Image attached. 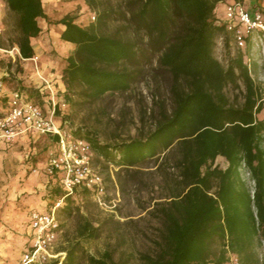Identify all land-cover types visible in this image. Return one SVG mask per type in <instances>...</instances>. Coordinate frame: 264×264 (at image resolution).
Segmentation results:
<instances>
[{
	"label": "trees",
	"instance_id": "1",
	"mask_svg": "<svg viewBox=\"0 0 264 264\" xmlns=\"http://www.w3.org/2000/svg\"><path fill=\"white\" fill-rule=\"evenodd\" d=\"M3 1L17 19L13 43L22 58H33L32 39L43 31L40 19L47 18L44 0ZM114 1L136 39L100 33L96 23L84 27L72 14L56 23L64 27L61 39L75 46L64 68L69 90L76 82L86 86L92 97L128 90L134 79L130 65L142 49L137 37L158 52V65L171 77V108L161 110L146 136L111 146L100 145L88 134L85 138L79 132L73 134L107 157L119 156L117 163L124 168L152 159L162 158V166L172 161L176 174L164 171L168 194L152 210L160 221L155 248L141 254L142 263L225 264L229 252L238 255L240 264L258 262L256 247L264 244V119L258 115L264 100L243 53L228 66L214 54L217 36L231 34L225 24L217 23V8L225 0ZM87 2L94 6L93 0ZM109 13L107 9L100 12L97 23H104ZM240 82L243 101L233 103L226 89L242 88ZM69 95L67 102L72 101ZM7 99L3 97L0 106ZM43 136L49 138V152L58 138ZM38 138L30 133L2 141L0 150L17 142H37ZM218 157L225 160L226 167L216 163ZM243 169L254 185L243 179ZM52 177L48 209L65 193L61 172ZM84 192L92 190L85 188ZM75 200V194L67 196L61 210L69 214L77 211L84 220L78 228L79 237H96L98 228L74 208ZM28 228L29 250L31 219ZM66 258L69 264H76L73 251H68ZM87 264L119 263L107 250L101 257L88 256Z\"/></svg>",
	"mask_w": 264,
	"mask_h": 264
},
{
	"label": "rangeland",
	"instance_id": "2",
	"mask_svg": "<svg viewBox=\"0 0 264 264\" xmlns=\"http://www.w3.org/2000/svg\"><path fill=\"white\" fill-rule=\"evenodd\" d=\"M229 1L218 6V18L223 16L224 4ZM45 2L47 18L40 19L43 31L32 39L36 54L29 59L22 58L16 49L18 46L13 43L17 37L16 16L6 4L1 7L0 100L21 89L40 105L46 116H51L55 102L54 121L57 124H64L73 134L79 132L84 138L88 134L100 145L113 146L146 136L155 127L161 110L164 107L170 109L172 105L171 77L158 65V52L151 50L145 39L137 37L142 49L137 61L130 65L134 79L124 92L92 97L86 86L79 82L69 90L64 68L75 46L60 39L61 25L56 21L72 14L84 27L96 23L100 33H118L136 39L135 33L114 0H93L92 7L87 0ZM259 6L264 9L263 5ZM104 9L110 11V16L99 24L98 15ZM240 53L244 54L264 100V54L251 38L245 46H240L232 33L222 32L217 36L214 54L222 64L228 66ZM240 84L242 88L229 86L226 89L233 103L243 101L244 86L242 82ZM68 92L71 102L66 101ZM258 117L264 119V109ZM40 135L35 136L40 137L37 142H17L0 150V264H23L30 246L28 218L32 210H48L50 197L47 192L54 180L48 170L49 138ZM117 160L119 156L107 157L93 150L90 164L101 177L103 190L96 195L79 187L75 193L74 208L78 207L79 213L98 228V235L79 237L78 228L84 220L77 211L73 214L62 211L63 203L58 209L61 229L53 248L54 254L62 253L43 264L54 260L69 264L68 251H73L76 264H87L88 256L101 257L107 250L119 264H143L141 254L154 250L160 221L152 210L169 191L164 171L167 169L175 175L176 170L172 161L160 165L162 158L148 160L134 168H124ZM216 163L222 167L227 165L222 157H218ZM241 172L243 179L254 185L248 172L245 169ZM256 252L258 262L254 260L250 264H264V244L258 245Z\"/></svg>",
	"mask_w": 264,
	"mask_h": 264
},
{
	"label": "built area",
	"instance_id": "3",
	"mask_svg": "<svg viewBox=\"0 0 264 264\" xmlns=\"http://www.w3.org/2000/svg\"><path fill=\"white\" fill-rule=\"evenodd\" d=\"M217 23L225 24L240 46H245L246 38L250 37L264 54V11L261 8L251 10L244 1L231 0L224 4V14ZM16 49L20 54L19 48ZM55 110L54 102L51 116H46L40 105L21 89L10 93L6 104L0 106V142L13 141L27 131L58 138L49 152L48 170L51 175L61 172L65 193L47 211L31 212L32 246L25 253L23 264H43L54 257L53 248L61 229L58 209L67 196L74 195L79 187L89 188L96 195L103 190L102 179L90 164L91 145L84 138L75 137L64 124H57ZM225 264H240V259L229 252Z\"/></svg>",
	"mask_w": 264,
	"mask_h": 264
},
{
	"label": "crops",
	"instance_id": "4",
	"mask_svg": "<svg viewBox=\"0 0 264 264\" xmlns=\"http://www.w3.org/2000/svg\"><path fill=\"white\" fill-rule=\"evenodd\" d=\"M244 2H245V4H247V6H248L251 10H253V9H257V8H260L259 4L264 6V0H246V1L244 0ZM4 5H5V2H4L3 0H0V13H1V7H4ZM257 5H258V6H257ZM45 6H46V2H45V0H44V7H45ZM219 6H220V4H219ZM219 8H220V7L217 8V11L219 10ZM261 8H262V7H261ZM45 10H46V8H45ZM262 10H264V9L262 8ZM46 13H47V11H46ZM63 29H64V27L61 25V33H62ZM55 33H56V31H55ZM61 33H60V39H61ZM66 43H68L69 45H72V43H69V42H66ZM30 133H34L35 136L38 135L37 132L27 131V132L22 133V134H21L20 136H18L16 139H18V138H20V137L22 138L24 135H26V134H30ZM16 139H15V140H16ZM28 219H30V217H29ZM61 253H62V252H58V253H55V254H54V252H53L54 257H58ZM45 263H46V262H45ZM33 264H38V263H33Z\"/></svg>",
	"mask_w": 264,
	"mask_h": 264
}]
</instances>
